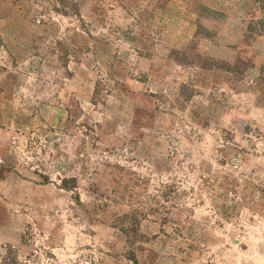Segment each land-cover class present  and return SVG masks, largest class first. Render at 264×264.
I'll return each mask as SVG.
<instances>
[{
	"label": "rangeland",
	"instance_id": "1",
	"mask_svg": "<svg viewBox=\"0 0 264 264\" xmlns=\"http://www.w3.org/2000/svg\"><path fill=\"white\" fill-rule=\"evenodd\" d=\"M14 1L0 264H264V0Z\"/></svg>",
	"mask_w": 264,
	"mask_h": 264
},
{
	"label": "crops",
	"instance_id": "2",
	"mask_svg": "<svg viewBox=\"0 0 264 264\" xmlns=\"http://www.w3.org/2000/svg\"><path fill=\"white\" fill-rule=\"evenodd\" d=\"M160 1V0H159ZM162 5H164V0L160 1ZM188 2L185 0H172L170 2V5L174 8L182 6H186L188 8ZM218 0H203V4L205 6H208V8L215 9L214 7L217 6ZM147 6H154L153 8H156L160 3L158 1L154 0H148ZM167 4V2H166ZM169 6V5H168ZM153 8L150 9V13L153 12ZM216 10V9H215ZM187 11V10H186ZM190 11V10H189ZM23 13L22 10H20L19 5L14 0H0V35L3 41V44L9 48L11 45H14L15 42L10 41V37L15 35V30L13 29L12 23L15 21V15ZM169 13L161 12L160 14V20L162 22H165L166 19H168ZM174 14V13H173ZM187 14H190L189 12ZM158 14L153 15L152 14V21H157ZM177 15V14H174ZM156 16V17H155Z\"/></svg>",
	"mask_w": 264,
	"mask_h": 264
},
{
	"label": "trees",
	"instance_id": "3",
	"mask_svg": "<svg viewBox=\"0 0 264 264\" xmlns=\"http://www.w3.org/2000/svg\"><path fill=\"white\" fill-rule=\"evenodd\" d=\"M66 186V185H65Z\"/></svg>",
	"mask_w": 264,
	"mask_h": 264
}]
</instances>
